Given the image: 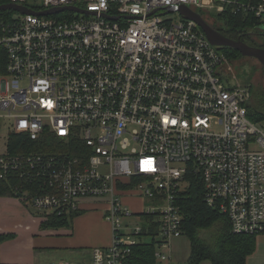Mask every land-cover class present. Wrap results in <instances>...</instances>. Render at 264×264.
<instances>
[{"label":"built area","instance_id":"2783aa9c","mask_svg":"<svg viewBox=\"0 0 264 264\" xmlns=\"http://www.w3.org/2000/svg\"><path fill=\"white\" fill-rule=\"evenodd\" d=\"M10 4L51 13L13 10L19 15L1 23L0 122L10 137L37 141L50 131L87 153L14 154L9 138L0 181L34 184L43 193L20 198L46 220L80 211L83 200L104 201L113 229L112 244L93 249L89 262L63 264H128L143 223L126 225L135 213L125 197L150 201L144 214L160 224L156 259L173 264V243L184 236L179 202L194 180L233 234L264 236V121L249 117L250 89L226 83L228 57L181 13L212 20L243 12L264 30V0Z\"/></svg>","mask_w":264,"mask_h":264},{"label":"trees","instance_id":"16d2710c","mask_svg":"<svg viewBox=\"0 0 264 264\" xmlns=\"http://www.w3.org/2000/svg\"><path fill=\"white\" fill-rule=\"evenodd\" d=\"M251 1L257 3L260 0ZM10 2L11 0H0V6L8 5ZM14 15L12 9L0 11V28L3 21L11 20ZM205 21L230 39L241 40L252 47L264 48V30L260 26V20L254 16H246L243 12L233 14L228 10L218 17L214 16L212 20L205 18ZM219 49L228 57L230 63L243 58L242 54L233 48ZM253 95L255 96V93ZM257 103L259 106L253 102L249 105V117L259 123L264 121V92L258 94ZM9 145L11 153L14 154L37 153L46 156L65 154L68 157L85 158L84 153H87L85 145L79 140L73 138L66 142L50 131H45L37 141H32L27 134H12ZM32 188L35 189L31 193L28 192L26 200L43 192L38 191V188L28 180L17 177L9 181L1 180L0 197L20 196ZM179 204L183 214L182 232L191 244L188 264H201L205 261L211 264H247L248 257L256 251V237L232 233L228 219L205 202L202 182L194 180L188 192L182 195ZM79 212L64 217L53 214L42 223V228L70 227ZM143 218V231L138 236L139 243L132 248L128 264H160L155 256L160 227L157 215L144 214ZM13 237L11 234H0V248ZM0 264L6 263L0 260Z\"/></svg>","mask_w":264,"mask_h":264},{"label":"crops","instance_id":"0c3cea01","mask_svg":"<svg viewBox=\"0 0 264 264\" xmlns=\"http://www.w3.org/2000/svg\"><path fill=\"white\" fill-rule=\"evenodd\" d=\"M143 202L133 197L124 199L135 213L133 218L139 219L140 224L146 211ZM106 208L104 201L83 200L70 227L43 229L46 217L42 212L28 208L20 196L0 197V234L14 236L1 245L0 260L6 264L87 263L93 249L112 244L113 229L105 219ZM133 223L127 221L126 225ZM138 224L135 222L134 226ZM256 240V251L248 257L247 264H264V236L256 237ZM173 264H178L174 257Z\"/></svg>","mask_w":264,"mask_h":264},{"label":"rangeland","instance_id":"374dc122","mask_svg":"<svg viewBox=\"0 0 264 264\" xmlns=\"http://www.w3.org/2000/svg\"><path fill=\"white\" fill-rule=\"evenodd\" d=\"M28 2H30V4L38 5L40 4L41 0H28ZM16 15L19 14L16 13L14 16ZM230 70L231 71L226 74V83L231 86H244L249 88L252 94V102L255 103L256 106H259V104L257 103L258 94L264 92V68L261 63L254 58L243 57L236 62H231ZM245 81H247L246 84ZM254 93L255 96L253 95ZM6 123V120H2L0 122V153L5 152L6 142L9 141L10 138V136L8 135V128L5 126ZM143 206L144 210L148 211L149 207L151 206L150 201L145 200L143 202ZM127 221L129 223L134 222V225L135 222L139 224L141 223L139 219L137 220L136 218H132L131 220ZM134 225H129V227L132 228V226ZM123 231H125V228L123 229ZM190 246V241L186 236L175 240V242L173 243L172 255L176 259V261H178V264H187L186 259L190 256L191 253Z\"/></svg>","mask_w":264,"mask_h":264},{"label":"water","instance_id":"95a60500","mask_svg":"<svg viewBox=\"0 0 264 264\" xmlns=\"http://www.w3.org/2000/svg\"><path fill=\"white\" fill-rule=\"evenodd\" d=\"M15 10L22 12L24 14H32V15H47L50 14L51 12H43V13H37L34 12L33 10H30L26 7H20L15 4H8V5H1L0 6V11L2 10ZM75 10L74 8H70ZM57 10L56 12L62 11ZM170 11H172L170 9ZM181 13L186 16L188 19H191L195 21L200 28L203 30V32L206 34L208 40L211 42L213 46H216L218 48H233L240 52L243 57L246 58H254L258 60L263 66H264V48H257V47H252L241 40H233L230 39L226 36H224L222 33L219 31L215 30L212 28L206 21L202 18L201 15H199L196 12H193L187 7H183L181 9Z\"/></svg>","mask_w":264,"mask_h":264},{"label":"flooded vegetation","instance_id":"af4514ba","mask_svg":"<svg viewBox=\"0 0 264 264\" xmlns=\"http://www.w3.org/2000/svg\"><path fill=\"white\" fill-rule=\"evenodd\" d=\"M257 48H261V47H257Z\"/></svg>","mask_w":264,"mask_h":264}]
</instances>
